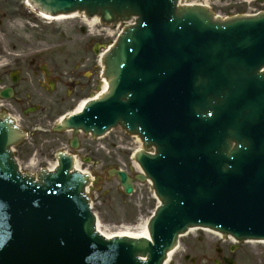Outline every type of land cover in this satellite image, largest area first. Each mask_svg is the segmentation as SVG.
<instances>
[{
  "label": "water",
  "instance_id": "1",
  "mask_svg": "<svg viewBox=\"0 0 264 264\" xmlns=\"http://www.w3.org/2000/svg\"><path fill=\"white\" fill-rule=\"evenodd\" d=\"M210 1L30 0L52 14L78 8L104 20L138 16L105 56L108 91L65 125L101 133L119 122L153 144L154 155L136 159L162 205L149 225L152 241L104 240L82 194L87 177L68 173L71 159L63 154L38 181L19 175L7 148L20 133L4 117L0 264H160L191 224L264 236V14L218 21L198 6L176 8ZM248 1L212 0L211 9L264 10V0Z\"/></svg>",
  "mask_w": 264,
  "mask_h": 264
},
{
  "label": "rangeland",
  "instance_id": "2",
  "mask_svg": "<svg viewBox=\"0 0 264 264\" xmlns=\"http://www.w3.org/2000/svg\"><path fill=\"white\" fill-rule=\"evenodd\" d=\"M25 0H0V61L9 62L12 58L23 56H47L48 61L75 62L79 65L93 64L94 70L86 72L96 80L92 89L80 91L76 97L70 99V106L81 97L93 94L100 85V63L99 56L92 50L96 44L101 51L109 42L115 39L117 30L106 37H91L79 20L67 19L62 21L45 23L28 12ZM106 44V45H105ZM67 66V65H65ZM67 67H71L69 64ZM82 68V67H80ZM86 92L85 94H81ZM42 104L50 110L49 102L58 98V93L47 94ZM83 99V98H82ZM54 108L49 113V118L56 113L65 110L71 111L70 107ZM72 107V106H71ZM67 110V112H68ZM38 116V113L33 115ZM47 119V118H46ZM45 119V125L36 124V118L29 122H22L21 126L28 131L27 137L20 145L14 148V155L21 168L35 173L38 167L47 166L48 162L54 160V154L58 150L67 149V141L71 132L63 131L56 133L52 130L55 119ZM82 146L88 148L87 155L82 157L81 151H76L79 167L91 172L96 179L94 186L90 189L94 213L97 217L99 227L106 233L123 231L129 227L138 230L144 220L151 214L156 199L153 197L152 189L147 182H137L131 194L123 193L114 175L106 173L107 165L113 168H123L133 175L137 167L132 158V152L138 147L136 138L125 133L120 128H114L104 137L91 139L89 136L81 135ZM80 145V146H81ZM103 146H105L103 148ZM91 158L90 162L84 163L83 158ZM88 157V158H89ZM30 159L32 162L29 163ZM202 230L191 231L179 239L177 254L172 257L168 264H191L181 257L184 250L188 254L197 252L211 253L214 247L226 248L228 239L222 241L218 237H208ZM212 235V234H211ZM237 264H259L257 258L264 255V244H249L243 242ZM244 250L251 251L253 258L250 262L241 258ZM257 250V251H256ZM256 251L257 253H255ZM201 264H211L203 263Z\"/></svg>",
  "mask_w": 264,
  "mask_h": 264
},
{
  "label": "bare ground",
  "instance_id": "3",
  "mask_svg": "<svg viewBox=\"0 0 264 264\" xmlns=\"http://www.w3.org/2000/svg\"><path fill=\"white\" fill-rule=\"evenodd\" d=\"M29 5V3H27ZM34 16V15H33ZM69 17H74L76 18L77 20H79V22L82 24V25H86L87 28H88V33L90 35H96L97 33H99V30H97V27L99 25H101V21L99 20V17L96 16V15H93L91 17H88L87 15H85V13L83 12H79V11H74V12H71L69 14H65V15H62V14H59V15H56L53 17V19H61V18H69ZM135 19V16H130V18L125 21V20H120L119 22H117L120 25H122L124 22L125 23H133ZM103 81V85H102V90L106 88V85H107V82L105 79L102 80ZM84 100H81V102H79L78 106L76 107V110L75 111H78L82 104H83ZM136 141L138 142V146L141 147V144H140V141L138 138H136ZM55 165L54 164H51L50 165V168L51 169L53 166ZM137 166V165H136ZM75 167L79 168L78 164L75 162ZM138 167V166H137ZM145 223L146 221H144V223L141 225V227L135 231L136 228L134 227H129L127 228L126 230H123V231H116V232H111V233H106V232H103L100 228H99V225L98 223L96 224L97 227H98V230L100 232H102L104 235L106 236H110L113 234V236L115 235H126V236H137V235H143V236H148V233H147V229H146V226H145ZM196 228H190L189 230L190 231H193L195 230ZM206 232H210L216 236H219L221 235L220 233L218 232H215V231H212V230H209V229H204ZM214 235H210L209 233H207V236L210 237H215ZM229 238H231V240L233 241L234 239L229 236ZM254 242H260V243H264V241H258V240H249L248 243H252L254 244ZM175 254H177V248H175L174 250H171L168 252V255H167V260L166 262H168Z\"/></svg>",
  "mask_w": 264,
  "mask_h": 264
},
{
  "label": "flooded vegetation",
  "instance_id": "4",
  "mask_svg": "<svg viewBox=\"0 0 264 264\" xmlns=\"http://www.w3.org/2000/svg\"><path fill=\"white\" fill-rule=\"evenodd\" d=\"M20 67H15L18 68L19 71L17 74H15V77L17 78V81L13 83V90L15 91L16 86L22 82L25 78H22V72L28 71L30 74L35 75L37 78L34 81L31 79V81L34 83H38L39 85L44 83L46 85L47 82H51V80H55L57 76H59L58 72L55 71L54 68L49 69L43 65L42 62L40 61H35V62H21L18 63ZM38 78H42L43 81H41ZM32 83V84H33ZM20 90L23 92L24 95H27V91L29 90V84L27 80L23 81V85L21 86Z\"/></svg>",
  "mask_w": 264,
  "mask_h": 264
}]
</instances>
